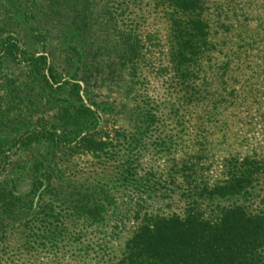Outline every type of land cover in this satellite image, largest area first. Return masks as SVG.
<instances>
[{
    "label": "trees",
    "instance_id": "1",
    "mask_svg": "<svg viewBox=\"0 0 264 264\" xmlns=\"http://www.w3.org/2000/svg\"><path fill=\"white\" fill-rule=\"evenodd\" d=\"M142 5L166 31L163 62H149L134 16ZM92 16L83 18L79 76L67 82L75 104L63 119L78 129L42 119L0 137V214L21 222L0 235V264H19L13 249L32 256L24 264H264V137L254 145L230 136L241 119L224 117L256 107L264 123V60H253L264 10L256 0H96ZM4 57L50 83L48 56L11 35ZM123 79L138 85L123 126L94 128L91 92ZM30 147L44 148L39 167L15 194L3 158ZM14 236L16 247L6 243Z\"/></svg>",
    "mask_w": 264,
    "mask_h": 264
},
{
    "label": "rangeland",
    "instance_id": "2",
    "mask_svg": "<svg viewBox=\"0 0 264 264\" xmlns=\"http://www.w3.org/2000/svg\"><path fill=\"white\" fill-rule=\"evenodd\" d=\"M256 1L259 8L264 10L263 0ZM95 7L96 0H0V44L7 35H11L17 38L28 52L44 54L51 62L41 67L44 76L50 81L47 84L42 73H37L32 67L6 57L0 58V137L18 138L25 133L28 125L37 124L42 119L56 125L59 132L66 127L78 129L74 125H66L63 119L65 108L70 110L75 104L71 92L72 84L67 82L73 80L70 77L73 73L79 76L80 62L77 61L80 48L82 52L86 50L83 18L93 17ZM150 10L142 5L141 9L134 8V16L140 25L142 41L152 51V61L149 62H163L161 52L163 46H167L166 31L158 16ZM254 48L253 52L257 57L253 56V60H264L260 52L264 50V39ZM104 63H107L106 60ZM47 67L50 68L51 75ZM263 67L261 63L259 69ZM78 81L84 86L82 80ZM137 88V84L123 79L119 82L101 83L93 90L91 96L100 107L98 111L100 122L95 126V119L93 122L91 118L93 127L100 129L101 125H105V131L111 133L120 129L126 116L123 111L131 104V96L137 94ZM80 92H83L81 88ZM91 107L95 109L93 105ZM235 111L238 114L236 118L233 117V110L224 113V117L228 115L231 119H241L237 125L236 122L232 125L228 134L238 136L239 139L240 136L247 137L249 143L254 145L263 140L264 123L260 122L258 117L263 110L257 111L256 107H252ZM250 118L253 123L251 127H247L243 120ZM228 149V145L221 146L217 153L220 157L224 156L223 153ZM43 151V147H30L15 153L7 152L3 158L5 164L1 175L9 186L17 187V190H14L15 194L22 195L30 189L31 177L34 175L35 166L39 167L40 154ZM216 158L218 160L210 172L213 176L218 174L217 168L221 163L218 156ZM82 162L89 163L85 159H82ZM20 223L17 219L0 214V235L9 227H21ZM6 243L14 244L15 247L19 245L15 236L13 239L9 237ZM13 253L19 264H24L28 260L27 257L32 258L23 256L16 249H13Z\"/></svg>",
    "mask_w": 264,
    "mask_h": 264
}]
</instances>
